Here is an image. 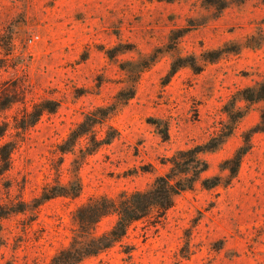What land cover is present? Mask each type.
<instances>
[{"label": "rangeland", "instance_id": "obj_1", "mask_svg": "<svg viewBox=\"0 0 264 264\" xmlns=\"http://www.w3.org/2000/svg\"><path fill=\"white\" fill-rule=\"evenodd\" d=\"M263 77L264 0H0V143L14 144L0 204L24 203L0 221V264H47L76 236L79 205L145 190L173 164L196 177L192 189L78 264H264V99H240ZM39 105L52 111L14 128ZM103 106L114 108L106 125L118 135L83 159L79 196L34 207L57 178L56 145ZM229 111L241 117L231 122ZM246 142L232 181L203 188ZM210 147L197 174L186 152ZM75 155L63 156L61 183Z\"/></svg>", "mask_w": 264, "mask_h": 264}, {"label": "trees", "instance_id": "obj_2", "mask_svg": "<svg viewBox=\"0 0 264 264\" xmlns=\"http://www.w3.org/2000/svg\"><path fill=\"white\" fill-rule=\"evenodd\" d=\"M240 99L248 102H258L264 99V77L256 85L246 87L240 92ZM132 92L126 97L131 98ZM8 107V102L0 104V110ZM114 108L97 107L84 114L83 118L66 134V136L56 145L55 153L60 157V160L55 168L57 174L56 180L46 183L42 186L39 194L33 199V206L37 207L40 204L56 197L76 198L81 192V182L78 175V170L83 162V159L95 153L102 146H106L118 135L117 131L109 125H106L107 118L112 114ZM52 109L43 105L35 106L32 111L25 112L21 122L27 118L33 120L23 126V124H14V128L26 129L40 117L43 112H51ZM229 120L235 122L241 117L235 112H227ZM264 119V117H262ZM29 121V120H28ZM20 122V123H21ZM106 125V130L101 134L102 127ZM7 131V126L0 124V140L4 137ZM163 135L167 132L163 130ZM82 141V142H81ZM210 148H197V150H189L188 160L193 163V171L197 174L207 170V163L199 158L198 154L201 151H210ZM248 149L247 142L245 145L239 146L234 153L223 160L219 169L221 172H226L223 176H213L204 178L201 185L205 189H210L217 186H226L236 176L242 156ZM14 150V144L11 142L0 143V177L5 174L10 168L11 154ZM79 155L71 162L70 178L61 183L59 180L60 166L62 158L67 153ZM197 165V166H195ZM188 170L172 166L171 173H166L157 176L149 188L145 190H135L131 192H121L117 198H108L100 196L88 200L79 205L73 217L77 224V234L69 242L66 247L58 250L49 260L47 264H78L82 259L88 256H95L103 252L117 243H120L125 236L128 227L136 221H139L149 214L160 217L168 210L174 202V197L179 193L192 189L196 177H191ZM178 176V178H177ZM17 205L18 208H12ZM24 211V203L19 202L13 204L9 202L7 205L0 204V221L11 213ZM115 215L114 224L110 229L100 234L95 232V227L98 221L107 216Z\"/></svg>", "mask_w": 264, "mask_h": 264}]
</instances>
